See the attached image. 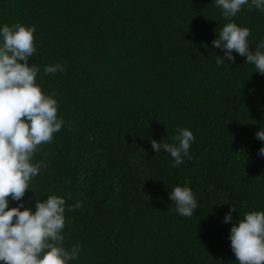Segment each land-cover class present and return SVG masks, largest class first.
<instances>
[{"label":"trees","instance_id":"obj_1","mask_svg":"<svg viewBox=\"0 0 264 264\" xmlns=\"http://www.w3.org/2000/svg\"><path fill=\"white\" fill-rule=\"evenodd\" d=\"M231 19L251 30L250 49L264 39V12ZM228 22L215 0H0V25L35 26L29 63L65 122L34 153L44 167L22 200L65 199L63 245L81 246L71 264H236L232 223L264 211V75L234 51L216 63L211 41ZM56 63L65 70L44 73ZM179 128L195 140L172 167L150 141L174 143ZM185 184L192 217L168 196Z\"/></svg>","mask_w":264,"mask_h":264},{"label":"clouds","instance_id":"obj_2","mask_svg":"<svg viewBox=\"0 0 264 264\" xmlns=\"http://www.w3.org/2000/svg\"><path fill=\"white\" fill-rule=\"evenodd\" d=\"M222 9V16L229 20L211 41L214 48L223 50L216 63L225 59L235 62L233 51L252 64L254 72L264 75V39L250 49V29L241 27L231 18L243 6L264 12V0H215ZM35 26L21 23L0 25V262L2 264H71L79 258L81 246L63 245L62 230L65 227L63 197L49 195L43 201L35 200L34 207H25L22 200L30 188V181L44 167L43 162L33 163L34 153L42 144L53 140L54 133L64 125L58 117V101L55 93L45 94L36 83L40 68L30 64L29 58L36 52ZM60 63L46 65L45 74L63 72ZM264 142V126L255 133ZM174 143L150 141L155 153L169 154L172 167L183 163L195 140L190 129L179 128L172 137ZM258 155L264 157V146ZM175 211L184 217H192L200 207L193 190L186 184L176 185L168 191ZM10 198V199H9ZM16 201L15 207H9ZM79 202L69 205L68 211L78 208ZM23 209V210H21ZM233 207L225 213L223 223L232 221ZM228 239L236 264H264V211H249L232 223Z\"/></svg>","mask_w":264,"mask_h":264}]
</instances>
